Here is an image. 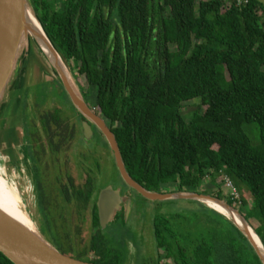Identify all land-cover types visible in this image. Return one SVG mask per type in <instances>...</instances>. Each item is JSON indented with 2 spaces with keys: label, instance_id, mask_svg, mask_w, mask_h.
<instances>
[{
  "label": "trees",
  "instance_id": "obj_1",
  "mask_svg": "<svg viewBox=\"0 0 264 264\" xmlns=\"http://www.w3.org/2000/svg\"><path fill=\"white\" fill-rule=\"evenodd\" d=\"M30 1L86 102L115 134L132 178L149 191H189L225 200L244 215L264 244V3ZM52 84L59 86L54 90L58 106L35 112L36 118L25 115L27 143L17 154L23 165L32 164L35 192L44 208L42 232L60 252L93 264H126L131 258L135 264H262L230 221L200 204L198 212L157 211L149 216L154 257L129 251L136 232L124 218L125 228L114 244L101 229L96 207L106 187L98 150H83L75 158L84 184L75 185L71 174L70 185L62 192L56 187V203L48 205L41 181L47 158L69 163L83 134L82 116L61 84ZM196 100L200 104L186 118V104ZM75 115L81 124L73 121ZM223 176L233 191L246 189L251 202L245 197L236 201L233 191L226 198L221 188L216 193L201 190L206 179L214 186ZM88 210L97 231L84 244L81 233ZM75 216L80 226H75ZM133 245L137 249L138 243ZM0 264L14 263L0 252Z\"/></svg>",
  "mask_w": 264,
  "mask_h": 264
},
{
  "label": "water",
  "instance_id": "obj_2",
  "mask_svg": "<svg viewBox=\"0 0 264 264\" xmlns=\"http://www.w3.org/2000/svg\"><path fill=\"white\" fill-rule=\"evenodd\" d=\"M30 14L34 15L38 21L41 31L44 33V40L38 31L30 25ZM32 40L40 47L42 54L55 73V77H49L48 73L44 74L40 82L54 83L57 81L61 84L72 105L83 118V135L87 140L95 135L93 126L104 135L113 153L120 177L130 189L135 190L151 202L190 201L219 213L242 233L254 248L261 263L264 264V244L261 238L244 215L225 200L189 191L172 193L149 191L132 178L126 169L115 134L104 119L95 113L86 102L69 65L48 37L30 0H0V115L5 104L10 100L14 101L15 96L17 97L15 100L21 98L22 91L19 89L21 80L24 75L26 78L30 65V54L35 55ZM44 47L48 48L49 53L45 51ZM131 202L132 199H128L125 218H128L131 211ZM123 203L124 197L121 195L120 189L116 190L110 186L101 191L98 210L102 230H106L114 222L116 213L122 209ZM209 204L221 207L228 214L235 213L242 224L239 225L236 221L211 208ZM251 230L262 245L263 251L259 249ZM41 233L32 231L0 208V252L14 264H93L60 252L44 233Z\"/></svg>",
  "mask_w": 264,
  "mask_h": 264
},
{
  "label": "rangeland",
  "instance_id": "obj_3",
  "mask_svg": "<svg viewBox=\"0 0 264 264\" xmlns=\"http://www.w3.org/2000/svg\"><path fill=\"white\" fill-rule=\"evenodd\" d=\"M199 1L201 0H197V2ZM259 1L264 3V0H259ZM32 41H33L32 46L34 47L35 55L30 54L29 56L30 65L28 67L26 78L24 75L21 80V85L19 88L22 91L21 98L14 101L10 100L7 104H5L0 115V154L1 156H4L7 159L6 163L1 164V167L3 168V171L5 173L4 179L9 184L10 189L13 192L16 199L18 200L22 210L32 220L33 224L37 228V231L40 234H42L41 232L45 228L44 217L41 211V207L39 206L37 193L35 192L34 179L32 178L31 175L32 171L30 166L32 164L26 162L25 163L26 165H23L21 156L17 154L19 153L17 149L20 146H23L27 143V139L24 133V131H26L25 129L26 125H24L25 115H27L28 113L29 117L36 118L34 117L35 112L39 113L41 111L43 112L47 109H53L57 107L58 97L55 96L54 90L59 89V86H55L52 83L40 82L44 74L48 73L49 77L51 76L55 77V73L48 64L44 55L42 54L40 47L37 45V43L34 40ZM172 49L176 50V47L172 46ZM58 96H60L59 97L60 99L61 98L66 99V97H64L62 94H58ZM199 104H200L199 100L186 104L184 108L185 117L189 118L190 117L189 115H191V113L195 110L194 108ZM72 119L73 121L78 122V124L82 123L79 115L73 116ZM253 140L256 142L258 141L255 139ZM104 141H105L104 138H102L103 144ZM83 150H93V151L98 150V154L101 157V162L103 165L102 173L100 177L101 182H103V184L105 185H110L111 183H114L116 186H121L123 184L122 187L124 190V182L122 181L115 167L113 153L111 151L106 150L103 147V145L97 140V137H95L93 141L86 142L81 137V135L78 137L77 142H75V145L71 150L70 153L71 156L69 155V163H68L75 185L82 186L86 179L85 174L83 173V169L80 166H78L77 161L75 159ZM64 183H66V181H64ZM220 188L222 189L224 197L226 198L232 197V193L234 191L233 188L230 187L228 181H226L225 176L219 177L217 179L216 184H214V186L212 185L210 178L206 179V181H204L201 190L202 191L211 190L212 193H216ZM236 193H237L236 195L233 194L236 201H239L242 197H245L248 199V201L251 202L252 200L251 195L247 192L246 189H242L241 191L237 190ZM131 195L134 196V200L136 203L138 202L139 204H141L140 211H142L141 209L142 206L147 207L145 212L148 213L149 216H151V214L157 211H161L164 214L167 213L175 214V212L187 214L190 211H197L199 207L198 206L199 204L196 205L194 204L195 202H190V201L151 202L142 198V196L137 194L135 191ZM201 208L204 209L203 207ZM145 212L141 214L138 221L142 222L143 217L145 218V220H147L146 223L145 220H143L144 225L140 229L141 234L145 233L146 242L148 244V245L145 244V246L142 245L140 257L143 256V258L146 259L150 255L154 257L153 255H155L156 244L152 233L153 232L152 218L149 216L145 217ZM85 216H86V221L82 226L83 230L81 233V239L84 242V244L88 242L92 232L97 231L96 228L95 229L92 228L91 211L90 210L86 211ZM210 216L216 217V214L210 212ZM136 217H137L136 214L132 216L134 220ZM188 217H191V215L188 214ZM118 220L119 218L113 224L111 223L106 230H103L105 235H107L109 240H112L114 244L115 242H117V239L121 237L120 233L122 229L125 228L124 225L122 226L121 223H118ZM74 221L75 224H77L75 226L81 225L77 219V216L74 217ZM129 223L130 225L128 224L127 228L133 227L131 225L132 221H129ZM132 230L136 232V235L130 238L132 244L129 247L130 248L129 251L131 250L132 254L136 256L135 252L138 253V248L136 249L135 246H133V244L136 245L137 243H139L140 238L137 237L138 232L136 229V225H134V228ZM44 235L51 242L50 237L46 234ZM55 243L56 242H53L52 244L56 247ZM65 248L69 250L70 246L66 244ZM126 264H135V262L133 261V258H131L130 262L128 261V263ZM136 264H141V263L137 262Z\"/></svg>",
  "mask_w": 264,
  "mask_h": 264
},
{
  "label": "flooded vegetation",
  "instance_id": "obj_4",
  "mask_svg": "<svg viewBox=\"0 0 264 264\" xmlns=\"http://www.w3.org/2000/svg\"><path fill=\"white\" fill-rule=\"evenodd\" d=\"M93 130L95 132V135L93 138L87 140L84 135L82 134L81 137L86 141V142H90V141H93L95 137H97V140L99 138V135H100V131L95 127L93 126ZM102 134V133H101ZM103 135V134H102ZM104 137V135H103ZM100 140H102V137L99 138ZM104 140L106 141L105 137H104ZM108 143V142H107ZM109 145V144H108ZM112 152V151H111ZM114 157V156H113ZM101 158V157H100ZM115 160V159H114ZM47 162H48V166H44L45 167V175L42 177L41 181L44 183V188H45V195H46V202L47 204L51 205V201H53V203H56L55 200H56V197L54 196V189L56 187H60V190L62 192V187H64L65 185H70V175H71V170L69 168V164L66 162V160L60 158L59 160L57 159H54V161H50L49 158H47ZM47 162H44V164L46 165ZM58 170V175L56 174ZM64 181H66V183H64ZM123 181V180H122ZM123 185V184H122ZM121 186H116L114 183H111L110 185H106L105 188L103 189H106L108 187H113L114 189H120L121 190V195L124 197V203L122 204V209L116 213V216H115V220L114 222H116V220L119 218L118 220V223H121L122 219L124 218L127 222V224L130 225L129 221H132V226L130 229H133L134 228V225H136V229H137V232H138V236L140 238L139 240V243H138V252L141 253V248H142V245L145 246V244H147L146 242V236H145V233L144 234H141V227L144 225V221L145 218L143 217V220L142 222H139V218L141 216L142 213H144L146 211V206H142V211H140V206L141 204H139L138 202L136 203L135 200H134V196L131 195L133 194V192L135 190L133 189H130L125 183H124V190H123V187ZM102 189V190H103ZM101 190V191H102ZM127 190V191H126ZM101 191L99 192V195L101 193ZM136 192V191H135ZM164 193H168L166 192V190L163 191ZM137 193V192H136ZM139 194V193H137ZM99 195H98V199H99ZM140 195V194H139ZM141 196V195H140ZM143 198V197H142ZM98 199H97V202H96V207L98 209ZM128 199H132V202H131V211L129 213V216L128 218L126 219V213H127V201ZM145 199V198H144ZM146 200V199H145ZM39 201V199H38ZM149 201V200H147ZM41 202L39 201V206L41 207V211H42V214H43V207L41 206L40 204ZM147 203V202H146ZM72 206V205H71ZM46 208H49V207H46ZM89 211V210H88ZM140 213V214H139ZM136 214L137 217L135 218V220L132 218V216ZM98 216H99V210H98ZM148 217V213L145 212V217ZM113 222V223H114ZM147 222V220H145V223ZM112 223V224H113ZM140 225V226H139ZM148 245V244H147ZM146 245V247H147ZM134 246V245H133ZM135 254H137V252H135ZM141 255V254H140Z\"/></svg>",
  "mask_w": 264,
  "mask_h": 264
},
{
  "label": "bare ground",
  "instance_id": "obj_5",
  "mask_svg": "<svg viewBox=\"0 0 264 264\" xmlns=\"http://www.w3.org/2000/svg\"><path fill=\"white\" fill-rule=\"evenodd\" d=\"M29 22L30 25L38 31V33L41 35V38L44 40V33L41 31V27L34 17V15L30 14L29 16ZM45 51L49 53V50L47 47H44ZM30 130V129H29ZM6 158L4 156H1L0 154V208L5 211L8 215H10L12 218L16 219L32 231L38 233L37 228L33 224L32 220L25 214V212L22 210L18 200L14 196L13 192L10 189L9 184L7 181L4 179V171L3 168L1 167V164L6 163ZM209 206L226 217L236 221L239 225L242 224V221L240 218L234 213V214H228L224 209L221 207L214 205V204H209ZM251 225V224H250ZM252 226V225H251ZM253 228V226H252ZM254 229V228H253ZM253 235L254 240L256 241L258 247L260 250L263 251L262 245L260 244L259 240L255 236L254 232L251 230L250 231Z\"/></svg>",
  "mask_w": 264,
  "mask_h": 264
},
{
  "label": "built area",
  "instance_id": "obj_6",
  "mask_svg": "<svg viewBox=\"0 0 264 264\" xmlns=\"http://www.w3.org/2000/svg\"><path fill=\"white\" fill-rule=\"evenodd\" d=\"M232 2L236 3L237 6H239V7H245V6H247V5L250 4L251 0H232ZM226 181H228L230 187L233 188L231 181H229V179H226ZM233 194H234V195L237 194V193L235 192V190H234V193H233Z\"/></svg>",
  "mask_w": 264,
  "mask_h": 264
},
{
  "label": "crops",
  "instance_id": "obj_7",
  "mask_svg": "<svg viewBox=\"0 0 264 264\" xmlns=\"http://www.w3.org/2000/svg\"><path fill=\"white\" fill-rule=\"evenodd\" d=\"M17 99V97L15 96L14 100ZM21 147V146H20Z\"/></svg>",
  "mask_w": 264,
  "mask_h": 264
}]
</instances>
